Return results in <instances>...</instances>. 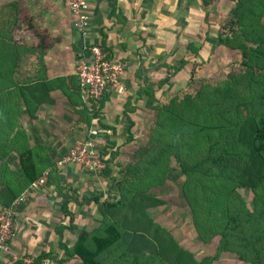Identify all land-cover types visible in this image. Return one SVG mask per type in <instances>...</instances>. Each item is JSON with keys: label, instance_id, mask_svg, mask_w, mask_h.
Here are the masks:
<instances>
[{"label": "trees", "instance_id": "16d2710c", "mask_svg": "<svg viewBox=\"0 0 264 264\" xmlns=\"http://www.w3.org/2000/svg\"><path fill=\"white\" fill-rule=\"evenodd\" d=\"M200 1L204 9L209 6L207 0ZM224 1L230 5L216 26L213 42L204 39L209 31L198 36L197 43L187 42L184 50L189 56L179 64L162 63L165 73L156 86H140L123 103L125 136L114 123L102 120L109 110L110 91L86 103L75 80L60 86L71 104L67 107L76 115L78 139H84L83 131L92 125L102 134L97 138L104 163L99 173L111 179L118 194L104 199L102 194L91 196L101 219L91 231L78 234L71 246L60 243L64 227L58 225L59 247L65 255L77 256L81 264H214L222 255L236 256L241 264H264V0ZM208 13L207 8L203 23L210 26ZM205 42L210 57L221 48L230 59L220 76L208 74L203 66L209 56L195 60ZM99 46L110 59L104 42ZM11 58L0 55V79L9 78L15 68L11 64L3 68ZM186 67L188 77L178 76ZM48 91L45 81L24 88L17 82L0 87V160L15 152L21 175L15 188L1 185L2 207L9 206L44 169H50L47 185L56 179L60 157L56 152L42 155L31 148L18 149L25 136L20 130L10 136L20 123L22 106L31 118L42 103H55L44 95ZM145 99L151 100L142 115L146 132L137 146L125 147L136 140V105ZM119 136L125 139L118 145ZM120 148L127 150V157L120 158ZM170 182L177 194L172 208L186 210L201 243L197 251L180 245L158 220L156 210L168 203ZM61 207L72 223L67 199ZM212 244L213 253H199ZM48 256L39 255L35 261Z\"/></svg>", "mask_w": 264, "mask_h": 264}, {"label": "crops", "instance_id": "0c3cea01", "mask_svg": "<svg viewBox=\"0 0 264 264\" xmlns=\"http://www.w3.org/2000/svg\"><path fill=\"white\" fill-rule=\"evenodd\" d=\"M194 1L89 0L88 44H84L75 29L76 17L69 9V0H0V55L12 56L3 68L10 64L15 67L9 71V78L0 79V87H13L17 82L24 88L45 81L49 91L44 95L55 102L42 103L34 111L36 116L31 118L23 112L24 106L21 107L18 119L22 128H17V124L10 134L12 138L20 130L25 136L17 148H31L42 155L56 152L60 160L72 145V140L78 139L76 115L68 111L71 107L67 106L71 104L60 86L67 87L65 84L70 80L79 84L76 65L81 57L90 56V44L104 42L110 59L121 64L124 90L110 91L106 104L108 109L120 108L122 112L123 103L129 96L135 95L143 82L155 83L152 74L168 60L166 58L161 62L157 57L167 50L172 52L174 47L178 53L181 49L184 52V45L195 40L191 39L190 19L198 17L202 7ZM176 32H180L177 37ZM141 103L144 104L145 100ZM121 117L122 114H115L113 123L118 125V131L123 136L127 134V125ZM116 118L122 125L116 124L119 123L115 122ZM119 126L125 128L120 131ZM83 135L85 137L86 131ZM18 166L15 152L0 160V187L8 185L15 188L18 185L21 180ZM58 166L52 184L45 183L32 189L25 202L16 207L9 249L4 253V263L1 264L17 261L27 264L28 260L31 261L28 264H37L35 258L46 253L51 256L38 264H81L77 256L69 257L60 249L58 225L64 227L60 243L71 246L78 234L84 229L91 231L101 219L91 196L102 194L104 199L117 197L118 194L111 179L102 172L71 163ZM66 199L67 208L73 213L72 223L62 211V203ZM166 229L172 234V230ZM182 246L189 248L186 247L188 243Z\"/></svg>", "mask_w": 264, "mask_h": 264}, {"label": "built area", "instance_id": "2783aa9c", "mask_svg": "<svg viewBox=\"0 0 264 264\" xmlns=\"http://www.w3.org/2000/svg\"><path fill=\"white\" fill-rule=\"evenodd\" d=\"M69 9L75 15V29L84 44L89 29L90 2L89 0H69ZM88 44V43H86ZM90 56L81 57L76 65V76L80 87L81 99L89 103L101 97L106 91L122 92V67L115 60L108 59L106 52L96 43L88 47ZM95 135V138L92 136ZM99 129L95 125L86 130L84 139L75 140L70 148L58 161L59 165L78 164L88 170L99 172L104 163L99 156L100 142L97 140ZM50 169L46 168L41 175L25 188L12 203L0 209V264L4 263L3 255L8 251L12 235L13 220L16 207L25 202L32 189L44 185ZM30 263L31 261H27Z\"/></svg>", "mask_w": 264, "mask_h": 264}, {"label": "rangeland", "instance_id": "374dc122", "mask_svg": "<svg viewBox=\"0 0 264 264\" xmlns=\"http://www.w3.org/2000/svg\"><path fill=\"white\" fill-rule=\"evenodd\" d=\"M207 1L209 3V6L207 7L208 12H209L208 13L209 14V16H208V22L209 23L208 24L211 27L207 26L203 23V21H204L203 20L204 19L203 13L205 14V11L207 8L204 9L200 0H195L194 4H195V2L199 3V5L202 7V10H199L200 14L198 17H196V18L192 17L190 19L191 25H190L189 29H190V34H192L191 39L195 38V40H196V37H198V36H200V37L205 36L206 35L205 33H207L209 31V34H207V38H204V39H206V41H208L209 43H212L213 41L211 39L214 38L213 36L215 34L216 26L219 24V20L222 17H224V14L227 12V10L229 8L228 6L230 4L228 1H224V0H207ZM175 34L177 37L180 34V32H176ZM193 35H195V36H193ZM195 40H191V41H193L194 43H197V40L196 41ZM175 41H176V39L174 40L173 43H175ZM175 48L176 47H174L172 52H170L171 51V49H170V51L167 50L165 54L162 53L160 57H157L158 61L162 62V61L166 60V58H167L168 63L179 64V60L183 56H185V55L189 56L190 55V53L188 54L187 52L185 53V51L183 52L182 49L178 53V50H176ZM208 50H209L208 45L205 42L204 45L201 46V49L199 50L198 57L195 58V60L196 61H199L201 59L206 60L209 56ZM223 55L225 56V54L221 50V48H217L215 50L214 55H212L211 57L209 56L208 60L203 63V66L208 68V70H207L208 74L213 75V76L222 75L223 71L226 69L227 59H229L228 56L224 57ZM189 63H192V60H190ZM188 70H189V68L186 67L185 71H181V73L179 72L177 75L180 77L186 78V77H188L187 76ZM144 71L146 72V70H144ZM164 71H165V67L159 66V70L156 71V73L152 74L155 77L154 78L155 83L152 82L153 84L150 85L147 82H143L141 86L144 85L145 87H149V89L153 88L154 86H156L157 80H159L161 77H163ZM179 81H181V80L174 81L177 84L176 88L180 84ZM168 85L169 84H166L168 89H170L171 87L174 86V83H171V85H170L171 87ZM138 104L139 105L137 106V114H136L137 115L136 117H138V121H137V125H136L137 128L134 127L137 129V130L134 129L135 131H137L136 132V140H134L130 143H127L125 145V147H129V146L132 147L134 145L137 146L138 142H139L138 139H140L142 134L146 132V129L143 126L142 115H144V113L146 112L145 108L149 107L151 105V100L145 99L144 104H142L141 102L140 103L138 102ZM112 109H113V107H110L109 110L107 112H105V114L102 116V120L104 122L107 121L106 123H111L113 125L114 115L115 114L120 115V114H122V112H121L120 108H114L113 110ZM68 111H70V109H68ZM62 113H63V111H62ZM94 123H95V121H94ZM116 124L120 125L121 121L119 123H116ZM125 125H127V123ZM119 127H120L119 128L120 131H122L125 128V126H119ZM100 136L102 137V134H100ZM100 136L98 138H100ZM123 136H125V135L123 134ZM116 139H117V143L119 145V144L123 143L122 141H124L125 138L119 136ZM72 142H74V141L72 140ZM120 150L123 151L122 154L120 155V158H121V156L127 157V152H126L127 150H124L123 148H120ZM172 179L175 181L174 177ZM169 186H170V188H172L170 191V194H168V193L165 194L166 197H169L168 203L165 206L160 207L158 210H156L160 213L158 220L161 221L162 224H165L164 226H166L168 229L172 230V234L178 239L177 242L180 241V243L182 245H185L188 243V246H186V247H189L190 249L197 251L199 249V245H201V243H200L199 239L197 238V236L194 232V228L192 226V223H190V219H189V216H188L186 210L183 208H179V210L176 208V210H174L175 208H172V204L174 203L173 198H175V195H177L176 192H174L173 187H176V186H174L172 184V182L169 183ZM248 198H249V195H248ZM156 211L154 210L153 212H156ZM156 214L157 213H155V215ZM187 239H189V240H187ZM214 249H215V247L213 244L212 245H206L204 250L202 248L200 249L199 253L200 254L201 253L210 254V253L214 252ZM214 264H241V262H239V260L236 258V256H233V255L223 256L222 255V257H220Z\"/></svg>", "mask_w": 264, "mask_h": 264}]
</instances>
